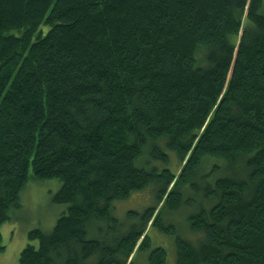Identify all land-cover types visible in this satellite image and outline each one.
I'll list each match as a JSON object with an SVG mask.
<instances>
[{
    "label": "trees",
    "instance_id": "obj_1",
    "mask_svg": "<svg viewBox=\"0 0 264 264\" xmlns=\"http://www.w3.org/2000/svg\"><path fill=\"white\" fill-rule=\"evenodd\" d=\"M48 178L18 264H264V1L0 0V225Z\"/></svg>",
    "mask_w": 264,
    "mask_h": 264
},
{
    "label": "rangeland",
    "instance_id": "obj_2",
    "mask_svg": "<svg viewBox=\"0 0 264 264\" xmlns=\"http://www.w3.org/2000/svg\"><path fill=\"white\" fill-rule=\"evenodd\" d=\"M264 1V0H263ZM57 178L30 179L20 193L21 207L14 210L10 220H5L0 225L2 242L5 248L0 252V264H18L19 252L28 241L27 231L32 227L49 230L54 225V220L63 210L64 204L51 199L53 192L58 189ZM150 201L147 190L130 193L129 197L117 202V215L119 217L130 208L141 210ZM176 224L183 225V217H174ZM185 231V229H184ZM152 245L161 244L167 249V258L174 257L172 238L167 233L160 232L156 227L149 231ZM35 243L36 240H33ZM142 257L139 255L138 259ZM173 260V259H172ZM170 263H172L169 260Z\"/></svg>",
    "mask_w": 264,
    "mask_h": 264
}]
</instances>
